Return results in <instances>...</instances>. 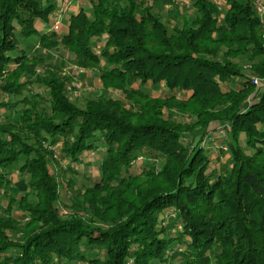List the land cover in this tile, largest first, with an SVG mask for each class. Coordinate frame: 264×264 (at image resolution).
<instances>
[{
	"label": "trees",
	"instance_id": "1",
	"mask_svg": "<svg viewBox=\"0 0 264 264\" xmlns=\"http://www.w3.org/2000/svg\"><path fill=\"white\" fill-rule=\"evenodd\" d=\"M83 1L55 32L37 28L53 25V0H0V95L19 98L0 103L14 111L0 114V264H264V21L248 0H189L175 24L157 0ZM55 48L123 100L72 103L57 65L35 72ZM34 84L43 93L28 97ZM225 125L218 173L203 142ZM99 146L97 178L72 205L83 216L62 219L48 164L58 152L78 177ZM15 167L26 194L13 193Z\"/></svg>",
	"mask_w": 264,
	"mask_h": 264
},
{
	"label": "rangeland",
	"instance_id": "2",
	"mask_svg": "<svg viewBox=\"0 0 264 264\" xmlns=\"http://www.w3.org/2000/svg\"><path fill=\"white\" fill-rule=\"evenodd\" d=\"M214 2V0H212ZM220 2L224 0H218ZM244 1V0H240ZM253 8L256 14L264 21V11L258 12L254 7V2L256 0H248ZM187 5L182 4L180 1L176 3L174 0H157L156 3L153 5V12L157 16L160 17V19L164 22H167V20L171 21L172 24H175L176 18L175 16H187L188 14L191 15L194 12L189 5V0H187ZM262 3L264 5V0H262ZM88 14L91 15V12L88 11ZM56 16L59 17L60 23L61 18L59 12L56 13ZM67 16L64 17L63 23L60 27L59 32H65L67 30V24L65 19ZM175 18V19H174ZM49 25L52 24V19H49L47 22ZM36 42V38L32 37L28 40L29 44H33ZM37 44L35 45V47ZM43 58L46 59L47 64H50V67L45 66H38L36 68V74L43 75L46 71H55L54 67L57 65V75L58 77H61L62 79H66L65 83V91L67 93V96L69 100L76 104L78 107L83 108L85 106V103L89 100L95 99V98H102V99H118L123 100V95L116 90L113 89H104L103 87H99L97 84L98 78H97V72L91 69H85L79 66H76L71 63L72 56L64 53L60 48H55L50 51L43 52L41 54ZM45 68V69H44ZM244 72L251 77L255 76L254 73H251L249 66L246 64L243 68ZM78 71H82L81 74L77 73ZM56 73V71H55ZM60 79V78H59ZM260 87V85L255 86ZM29 90L25 91V95L30 97L31 95H34L36 93H43V88L39 87L37 85H32L28 88ZM19 98L14 97H3L0 95V103H14ZM14 111L12 109H0L1 115H8L13 114ZM174 119H177L180 122L189 123L192 121L191 118H189L188 115H185L184 118H180L179 115H174ZM217 131V130H216ZM216 131L214 133L212 132L211 135L207 136L203 142V145L205 147V150L210 157V171L216 170L219 171V167L228 164L230 161V155L227 150L226 143L228 140V133H226V136L224 138L218 137L216 134ZM241 147L244 148V151L249 154L251 153V150H249L243 142L241 143ZM225 148V150H223ZM104 153L103 146H99L96 151L88 152L84 155L83 158V164L77 168L78 170V177L73 176L71 174H67L63 172V168L69 166V163L67 161H60L58 152L55 153V156L53 157L54 160L48 164V170L51 175H53L58 183V191H59V200L55 204L56 210L62 219H68L69 217L73 216L74 214H78L80 216H83L80 212L75 213V211L72 209L73 201L75 200L76 193L82 192L84 188L90 185L91 181H88V178H92V180L97 178L98 175V168L100 165V161L102 159V155ZM144 164V160L140 157H138L134 162H132V167L130 169L131 173H141L142 170L140 167ZM156 166L160 168L162 166V162H157ZM219 173V172H218ZM73 177V178H72ZM68 179H73L74 185L70 186ZM12 181L15 186V191L13 192L15 196L18 194H26L28 192V189L25 185V182L23 179L20 178L18 173L16 172V167L12 171ZM30 200L33 202V198H30ZM6 201L0 199V205L2 207L6 206ZM178 229H181L180 225H177ZM77 264V263H75ZM150 264H160L158 261H153ZM168 264V263H167ZM171 264V263H170ZM172 264H181L178 261H175Z\"/></svg>",
	"mask_w": 264,
	"mask_h": 264
},
{
	"label": "crops",
	"instance_id": "3",
	"mask_svg": "<svg viewBox=\"0 0 264 264\" xmlns=\"http://www.w3.org/2000/svg\"><path fill=\"white\" fill-rule=\"evenodd\" d=\"M53 2L57 7L56 12H59L60 14L61 25L63 23V19L65 16H67L65 19L68 20L69 16L77 13L80 7H86V4L83 0H53ZM51 26L52 24L49 25V23H44L38 25L37 28L38 30L43 31V30H50Z\"/></svg>",
	"mask_w": 264,
	"mask_h": 264
},
{
	"label": "built area",
	"instance_id": "4",
	"mask_svg": "<svg viewBox=\"0 0 264 264\" xmlns=\"http://www.w3.org/2000/svg\"><path fill=\"white\" fill-rule=\"evenodd\" d=\"M176 3H178L179 1L184 4L187 5V0H174ZM214 3L218 6L219 9V4L220 1L218 0H214ZM254 7L258 12H263L264 11V5L262 3V0H256L254 2ZM52 30L55 32H58L60 30V20L59 17H55L54 23L52 25ZM77 73L81 74L82 71H78ZM252 83L254 84V86H258L261 85L260 80L258 78L252 77L251 78ZM230 132V127L225 125L223 127H220L217 129L216 134L218 135V137L224 138L226 136V133ZM223 150H225V148H223Z\"/></svg>",
	"mask_w": 264,
	"mask_h": 264
}]
</instances>
